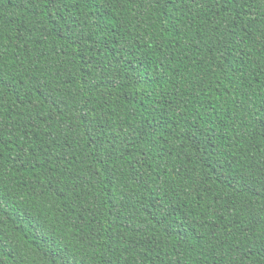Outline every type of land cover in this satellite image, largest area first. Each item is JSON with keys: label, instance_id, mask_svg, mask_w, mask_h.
<instances>
[{"label": "trees", "instance_id": "obj_1", "mask_svg": "<svg viewBox=\"0 0 264 264\" xmlns=\"http://www.w3.org/2000/svg\"><path fill=\"white\" fill-rule=\"evenodd\" d=\"M0 264H264V0H0Z\"/></svg>", "mask_w": 264, "mask_h": 264}]
</instances>
